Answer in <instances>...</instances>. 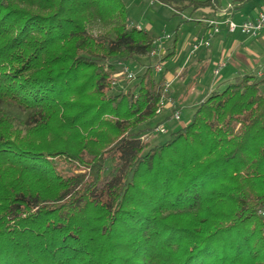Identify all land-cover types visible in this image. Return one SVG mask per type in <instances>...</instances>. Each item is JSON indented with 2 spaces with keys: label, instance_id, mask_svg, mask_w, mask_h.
<instances>
[{
  "label": "trees",
  "instance_id": "16d2710c",
  "mask_svg": "<svg viewBox=\"0 0 264 264\" xmlns=\"http://www.w3.org/2000/svg\"><path fill=\"white\" fill-rule=\"evenodd\" d=\"M153 51L123 0H0V264H264V68L150 147L164 77L115 81Z\"/></svg>",
  "mask_w": 264,
  "mask_h": 264
},
{
  "label": "rangeland",
  "instance_id": "374dc122",
  "mask_svg": "<svg viewBox=\"0 0 264 264\" xmlns=\"http://www.w3.org/2000/svg\"><path fill=\"white\" fill-rule=\"evenodd\" d=\"M260 1L249 0L244 6L251 9L250 14H254ZM123 2L128 19L138 29L152 35L158 50L156 57L135 58L126 66L134 78V76L142 74L148 64L153 67L159 64L161 72H155L156 77L161 78L166 73L165 83L169 87V92L173 91L175 98L174 100L171 97L170 106L168 105L160 115L142 126L143 129H153L160 125L159 121L162 120L163 114H171L170 119L160 125L165 133L149 135V145L155 147L166 142L171 133L187 126L191 122L197 106L202 102V98L205 99L211 92L223 91L227 84L232 82L231 78L240 74L239 68L234 67L230 63L231 61L221 54V43L218 38L209 39L210 48L204 50V47L201 46L197 53L192 51L193 42L202 36L203 27L206 26V20L200 21L199 14L191 15L185 12L182 15H176L171 8L154 0H123ZM198 21L201 23H197ZM204 51L206 57L199 61L198 58L201 57V54L204 55ZM168 53L173 54L159 63V60L166 57ZM220 58L226 64V70L219 67ZM214 70H217V74L220 73V76L225 77L222 82L215 84L219 76L214 74ZM131 80L120 76L119 72L116 76L115 90L119 91L125 89L124 87L132 86L133 83H129ZM223 82H226L225 86ZM174 111H180V118L177 121L171 118Z\"/></svg>",
  "mask_w": 264,
  "mask_h": 264
},
{
  "label": "crops",
  "instance_id": "0c3cea01",
  "mask_svg": "<svg viewBox=\"0 0 264 264\" xmlns=\"http://www.w3.org/2000/svg\"><path fill=\"white\" fill-rule=\"evenodd\" d=\"M248 1L249 0H244L243 3L236 2L235 4H231L230 2H224L220 11H218L215 14H209L205 18V20L206 21L217 20L221 22L225 20H231L236 24H240L246 20H254L256 19L257 15L261 11L264 10V0H261L259 2L258 8L254 14H250L251 9H248L244 6V4L248 3ZM208 32H209L208 27L204 26L202 36L199 38H196L195 41H199V40L208 41L209 46L204 47V50H206L211 47V43L209 39L218 38V41L221 43L220 45V50L222 51L221 54H223L225 58L229 59V61H231L230 63H232L234 67H236L237 69L239 68L238 71L240 74H238V76L231 78L232 82L237 77H241L245 74L257 73L258 75H260L262 73V70L264 68V29L261 31V33L256 38L246 37L239 32L230 34L227 32V27L225 25H221L219 27V32L216 35H213L210 37ZM197 51L198 50H196V53ZM205 55L206 53L204 51V55L201 54V57H199L198 60L199 61L204 60V58L206 57ZM218 64H219V67L226 70L227 66L224 63V61L221 60V58H220V61H218ZM215 71L217 70H214V74H215ZM165 74L163 75V77L167 76ZM217 75L219 77L215 81L216 82L215 84H217L218 82H222L223 79L225 78L224 76H220V73ZM223 85L225 86L226 82H223ZM170 95L175 100L173 96V91H170ZM203 100L204 98H202L201 101ZM176 103L178 104L177 100H176ZM167 112H170V111H167ZM170 115L169 113L163 114L162 120L159 121L160 125L161 123H166L167 120L170 119ZM160 125H157V127Z\"/></svg>",
  "mask_w": 264,
  "mask_h": 264
},
{
  "label": "built area",
  "instance_id": "2783aa9c",
  "mask_svg": "<svg viewBox=\"0 0 264 264\" xmlns=\"http://www.w3.org/2000/svg\"><path fill=\"white\" fill-rule=\"evenodd\" d=\"M205 24L210 29L209 36L217 34L219 32V27L221 25H225L227 27V32L230 34L235 33V32H239L246 37L256 38L261 33V31L264 29V10L261 11L257 15L256 19L246 20L240 24H236L231 20H225L223 22L217 21V20L205 21ZM201 46L208 47L209 46L208 41H198V42L195 41L192 45V51L194 52V51L198 50V48H200ZM155 55H156V52L153 51L151 53V56H155ZM154 70L156 73L161 72V66L159 64H157L154 67ZM215 74H217V71H215ZM121 75L128 78V79L133 78V74L129 72V69L127 67L121 68L120 76ZM168 92H169V87L166 84L165 89H164V95L161 97V99L159 100L157 107H156V111H155L156 115H160L166 109V107H168V105L170 104L172 99L170 97H167ZM171 118L173 120H176V121L179 120L180 111H174ZM155 132L156 133H165L164 129L161 127L155 128ZM143 138H146V137L144 136ZM260 214L262 215L263 213H260Z\"/></svg>",
  "mask_w": 264,
  "mask_h": 264
}]
</instances>
